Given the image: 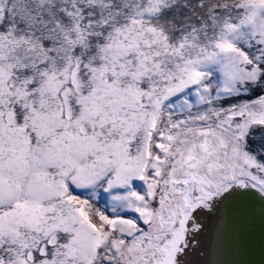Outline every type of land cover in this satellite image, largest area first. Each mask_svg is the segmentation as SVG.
Returning a JSON list of instances; mask_svg holds the SVG:
<instances>
[{"label": "snow or ice", "instance_id": "1", "mask_svg": "<svg viewBox=\"0 0 264 264\" xmlns=\"http://www.w3.org/2000/svg\"><path fill=\"white\" fill-rule=\"evenodd\" d=\"M0 264H264V0H0Z\"/></svg>", "mask_w": 264, "mask_h": 264}]
</instances>
